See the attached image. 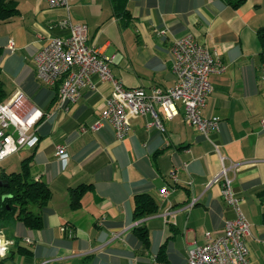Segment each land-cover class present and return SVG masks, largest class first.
<instances>
[{"label":"crops","instance_id":"crops-1","mask_svg":"<svg viewBox=\"0 0 264 264\" xmlns=\"http://www.w3.org/2000/svg\"><path fill=\"white\" fill-rule=\"evenodd\" d=\"M120 3L131 13L127 23L114 0H69L70 12L47 0H18L20 11L9 20L0 19L2 77L9 98L23 90L29 105L45 113L31 142L11 155L15 168L3 171L22 170L28 158L31 177L53 190L43 227L0 222L8 237L33 239L12 246L1 264H184L190 247L206 241V231L223 234L226 221L236 215L221 183H210L223 162L240 163L229 174L250 222L246 241L251 262L264 264V195L258 194L264 189V62L258 36L264 0H247L239 7L226 0ZM69 14L73 23L88 25V43L112 57L116 76L127 86L149 90L176 84L171 47L176 37L193 32L226 65L211 74L214 89L203 109L205 116H220L219 130L203 134L186 119L182 103L180 113L170 119L157 106L163 129L148 126L151 113L132 115L130 131L122 139L105 120L92 129L112 90L98 73L91 76L94 86H83L76 102L61 107L57 83L39 76L36 56L52 36L69 35V27L62 24ZM59 144L67 147L63 158L57 155ZM80 184L90 187L74 207L72 188ZM165 185L172 191L164 197ZM138 192L150 193L158 212L136 219ZM140 225L148 228V244L138 234Z\"/></svg>","mask_w":264,"mask_h":264},{"label":"built area","instance_id":"built-area-1","mask_svg":"<svg viewBox=\"0 0 264 264\" xmlns=\"http://www.w3.org/2000/svg\"><path fill=\"white\" fill-rule=\"evenodd\" d=\"M47 1L53 7L65 8L70 12L69 0ZM62 24L69 27V35L52 36L38 52L36 58L39 76L49 84L61 83L60 106L63 108H69L71 103L79 99L83 86H94L91 78L93 73H98L102 80L109 81L112 85L111 94L105 100L101 118L91 125L92 129H98L101 121L105 120L112 125L116 137L122 139L130 131V117L145 113L153 116V120L148 122L149 127L155 125L163 129V117L157 106L163 110L164 117L170 119L180 113L179 103H182L186 119L203 134L208 136L211 131L219 130L220 116H205L203 109L214 89L211 74L224 71L226 65L217 51L201 44L193 32L176 37L171 47L176 84L169 88L153 86L149 90L142 85L127 86L113 73L112 57L88 43L86 23H73L69 14ZM44 114L42 109L29 105L28 96L23 90L0 104V163L31 142ZM261 122L264 127V118ZM82 128L86 129L85 126ZM216 148L218 149L217 145ZM57 155L59 158L68 155L66 145L57 146ZM239 166V162L229 165L223 162L221 169L210 181L221 183L222 195L235 209V217L226 221L225 231L221 235L213 236L210 231H206V241L190 247L184 264H252L250 246L246 241V236L250 233V222L241 207V198L233 189V179L229 174V171H235ZM172 176L176 178L175 171ZM171 191V187L165 185L161 194L165 197ZM195 202L194 197L188 206H193ZM169 212L168 208L164 215ZM21 241L32 243L33 239L26 236ZM19 242L0 231V264L12 246Z\"/></svg>","mask_w":264,"mask_h":264},{"label":"trees","instance_id":"trees-1","mask_svg":"<svg viewBox=\"0 0 264 264\" xmlns=\"http://www.w3.org/2000/svg\"><path fill=\"white\" fill-rule=\"evenodd\" d=\"M234 7H239L247 0H226ZM120 17L127 23L131 13L126 6L121 5L120 0H114ZM20 11L18 0H0V19L9 20ZM258 36L261 42V58L264 62V25L258 28ZM5 49L0 45V104L9 100L10 93L2 77L1 59ZM60 96L61 83H57ZM28 158L24 160L23 168L20 171H3L0 180L8 178V184L0 186V222L11 223L22 221L31 228H41L45 224L44 208L53 197L51 186L44 180L36 179L30 175V164ZM90 187L87 184H80L72 188L71 204L76 207L80 205L84 192ZM259 196L264 195V189L258 192ZM37 206L34 210L32 206ZM157 200L148 192L135 194L134 216L136 219L158 212ZM264 221V212L262 213ZM139 236L145 244L149 243V231L146 225L136 227Z\"/></svg>","mask_w":264,"mask_h":264},{"label":"rangeland","instance_id":"rangeland-1","mask_svg":"<svg viewBox=\"0 0 264 264\" xmlns=\"http://www.w3.org/2000/svg\"><path fill=\"white\" fill-rule=\"evenodd\" d=\"M8 88H10V87L8 86ZM13 164H15V160H13L12 156L10 158H8L7 160H4L3 163L1 162L0 163V175L2 174L4 168H11V169L15 168V167H13L14 166ZM22 168H23V166L20 165L19 169H22ZM8 233L11 235V231H8ZM259 252L261 254V251H259Z\"/></svg>","mask_w":264,"mask_h":264},{"label":"water","instance_id":"water-1","mask_svg":"<svg viewBox=\"0 0 264 264\" xmlns=\"http://www.w3.org/2000/svg\"><path fill=\"white\" fill-rule=\"evenodd\" d=\"M8 184V178H3L0 180V186Z\"/></svg>","mask_w":264,"mask_h":264},{"label":"bare ground","instance_id":"bare-ground-1","mask_svg":"<svg viewBox=\"0 0 264 264\" xmlns=\"http://www.w3.org/2000/svg\"><path fill=\"white\" fill-rule=\"evenodd\" d=\"M211 81H212V80H211ZM58 83H59V82H58ZM52 85H54V84H52ZM10 99H11V98H9V100H10ZM6 102H7V101H6ZM4 103H5V102H4ZM20 150H21V149H20ZM20 150H19V151H20ZM17 152H18V151H17ZM15 153H16V152H15ZM15 153H13V154H15ZM13 154H11V155H13ZM11 155H9V156H11ZM9 156H8V157H9ZM8 157H6V158H8ZM6 158H5V159H6ZM5 159H4V160H5ZM20 241H21V240H20Z\"/></svg>","mask_w":264,"mask_h":264}]
</instances>
